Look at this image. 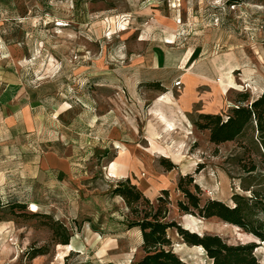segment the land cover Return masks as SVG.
<instances>
[{
	"label": "rangeland",
	"instance_id": "374dc122",
	"mask_svg": "<svg viewBox=\"0 0 264 264\" xmlns=\"http://www.w3.org/2000/svg\"><path fill=\"white\" fill-rule=\"evenodd\" d=\"M11 4L16 14L5 22L1 13ZM10 37L30 47L37 43L35 65H26L23 76L43 89L46 125L67 143L69 151L63 153L73 154L77 183L68 190L62 185L57 193L56 187L24 181L19 159H4L0 264H138L141 233L127 229L130 210L122 198L110 195L126 179L152 202L168 191L170 219L185 230L219 236L230 245L256 244L254 254L264 264V242L254 235L217 218L182 214L177 187L181 176L192 175L203 201L229 207L234 196L251 198L244 189L251 185L264 196L259 135L250 130L236 142L213 145L208 132L194 125L204 114L202 103L207 112L225 118L239 94L248 92L254 100L264 92V0H0L1 84L15 79L12 58L3 51L4 38ZM161 49L174 92H184L181 77L189 67L203 75L196 95L203 102L182 122L171 108L168 114L161 111L159 100L166 101L160 92L136 83L139 56ZM148 114L156 119V133L145 141L141 122ZM161 114L176 123L170 133H158ZM104 116L107 122L99 128ZM253 164L257 171L249 177L246 170ZM254 220L264 221V214ZM56 222L69 232V253L62 237L54 238ZM168 235L183 261L212 263L175 230ZM38 252L45 255L32 258Z\"/></svg>",
	"mask_w": 264,
	"mask_h": 264
},
{
	"label": "trees",
	"instance_id": "16d2710c",
	"mask_svg": "<svg viewBox=\"0 0 264 264\" xmlns=\"http://www.w3.org/2000/svg\"><path fill=\"white\" fill-rule=\"evenodd\" d=\"M42 90L38 88L37 93L40 94ZM194 125L198 130L208 132L209 142L213 145L236 142L247 131L253 130L260 137L257 141L264 157V92L254 100H251L250 93H241L225 118L223 115L200 114ZM173 169L174 166L169 164L167 171ZM256 171L257 166L254 164L246 170L249 177L255 175ZM194 181L192 175L181 176L178 180L177 187L183 195L178 209L182 214L201 219L217 218L264 242V221L254 220L257 213L264 214V196L254 191V185L244 188L246 192L252 193L251 198L234 196V207H229L217 200L203 201L199 187L193 185ZM162 194V197L152 202L130 179L118 182L110 192L111 197L122 198L130 210L132 218L127 220V229H136L141 233L143 256L138 264H189L174 253L173 243L168 235L170 230H175L185 244L202 248L211 264H260L254 254L256 244L230 245L219 236L199 235L183 229L170 219L168 191L164 190ZM52 231L54 238L62 237L60 243L65 245L63 249L69 253L71 243L69 244L68 230L60 222H56ZM42 255H45L44 252H38L32 258Z\"/></svg>",
	"mask_w": 264,
	"mask_h": 264
},
{
	"label": "crops",
	"instance_id": "0c3cea01",
	"mask_svg": "<svg viewBox=\"0 0 264 264\" xmlns=\"http://www.w3.org/2000/svg\"><path fill=\"white\" fill-rule=\"evenodd\" d=\"M14 7V4H11L8 6V10L1 13L5 22H8L11 16L16 14L12 10ZM4 41L3 51L7 53L8 59L12 58L9 65L14 69L15 79L4 80L3 84L0 83V165L5 162L4 159L17 158L21 161L19 173L24 181L32 182L34 180L41 186L50 185L52 189L56 187L57 193H61L59 191H62V185L67 189L69 188L67 186H75L77 183L74 176L76 164L72 160L73 154L63 153L64 150L69 151V148H65L67 143L62 141L63 137L60 140L58 136H53V132L49 131L42 97L37 93L38 87L33 86L35 81L28 82L23 76L26 65H35L40 50L37 48L36 41L31 45L33 47H30L29 43L13 41L11 37L9 40L4 38ZM158 51L159 53L152 52L139 56L136 83L141 89L160 92L166 101L162 103V98L159 100L161 111L166 114L167 110L171 108L179 115L178 118L182 122L184 119H189L192 110L203 102L196 100V95L201 88L197 83L200 80L197 79L203 75L196 71L195 65L189 67L181 77L182 82L185 79L184 84L181 85L184 92L181 94L174 92L171 88V73L166 64L164 51L162 49ZM23 60L27 64H24ZM187 66L186 64V68H188ZM160 94L157 98L161 96ZM202 104L201 108L204 110L202 113L214 115V112H207V106ZM64 105L68 106L69 104L65 103ZM60 106L58 105V108ZM149 118L148 114V119L141 122L145 141H148L156 133L154 124L156 119L152 117L149 120ZM168 118L164 114L159 115L156 122L159 134L170 133L171 129L175 127L176 123L168 121ZM106 122L107 116L100 117L97 122L99 128ZM101 135L105 136V134ZM83 185L81 182V186ZM73 191L76 192L74 189Z\"/></svg>",
	"mask_w": 264,
	"mask_h": 264
},
{
	"label": "bare ground",
	"instance_id": "6f19581e",
	"mask_svg": "<svg viewBox=\"0 0 264 264\" xmlns=\"http://www.w3.org/2000/svg\"><path fill=\"white\" fill-rule=\"evenodd\" d=\"M64 24V23H63ZM63 24H59V26H63ZM120 154H121V152H120ZM123 155V154H122ZM119 157V156H118ZM119 159V158H118Z\"/></svg>",
	"mask_w": 264,
	"mask_h": 264
},
{
	"label": "built area",
	"instance_id": "2783aa9c",
	"mask_svg": "<svg viewBox=\"0 0 264 264\" xmlns=\"http://www.w3.org/2000/svg\"><path fill=\"white\" fill-rule=\"evenodd\" d=\"M176 86H180V82L176 83Z\"/></svg>",
	"mask_w": 264,
	"mask_h": 264
}]
</instances>
